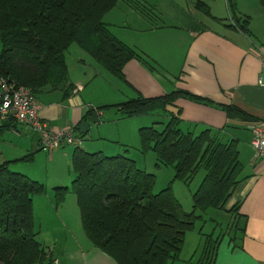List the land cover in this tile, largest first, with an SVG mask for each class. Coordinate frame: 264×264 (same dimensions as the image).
Listing matches in <instances>:
<instances>
[{
	"label": "trees",
	"instance_id": "1",
	"mask_svg": "<svg viewBox=\"0 0 264 264\" xmlns=\"http://www.w3.org/2000/svg\"><path fill=\"white\" fill-rule=\"evenodd\" d=\"M120 1L159 26L154 23L155 6L144 0H0V77L14 88L31 89L36 97L47 87L66 96L73 89L66 56L74 43L119 79H125L124 66L132 59L152 72L159 71L152 58L118 38L104 21ZM211 1L195 0L194 6L220 22L230 17L232 24L228 26L251 35L249 16L240 15L236 0H226L227 19L212 13ZM259 2L264 7V0ZM179 98L219 107L228 118L254 119L234 104H218L186 89L156 97L138 94L115 105L92 107L83 120L110 107H116L124 118L149 114L167 118L139 129L138 150L142 155L154 152L158 167L174 170L173 179L155 192L157 175L140 168L133 158L90 152L77 145L71 155L75 173L71 188H53L58 203L72 189L86 236L117 264H180L187 233L203 219L197 211L226 209L243 179L239 139L225 138L234 126L184 131L180 126L182 110L174 105ZM15 121H4L0 131L13 127ZM202 169L206 173L192 195L193 208L187 211L172 183L180 180L189 185ZM46 191L45 183L0 164V264H52L50 251L38 239L33 208L34 197ZM227 211L234 216L233 225L240 227L237 222L243 216L238 213L239 204ZM203 235L199 257L189 264L215 263L223 235Z\"/></svg>",
	"mask_w": 264,
	"mask_h": 264
},
{
	"label": "crops",
	"instance_id": "2",
	"mask_svg": "<svg viewBox=\"0 0 264 264\" xmlns=\"http://www.w3.org/2000/svg\"><path fill=\"white\" fill-rule=\"evenodd\" d=\"M194 2L195 0L193 5ZM215 3L216 0L211 1L212 13L214 11L217 18L227 19L229 11L226 0L224 8L221 0L220 9L216 7L219 4ZM236 3L240 15L249 16L251 35L228 26L231 23L228 19L220 22L207 15L218 27H211L207 19H198V23L189 27L154 26L146 17L123 2L120 6V13H124L122 20L118 21L114 17L113 20L106 18L104 21L111 30L118 27L114 34L152 58L159 71L152 72L138 60L132 59L124 66L125 79L118 78L119 82L108 76L104 67L94 63H89L93 69L76 74L72 71L70 60L82 66L83 62H90L92 55L72 44L66 57L69 83L73 84V89L66 96L61 90L46 89L41 93L43 96L39 95L37 99L41 106L39 114L51 127L72 128L76 135L82 136L80 146L84 145V138L89 136L84 149L95 148L93 151H103L110 155L125 154L136 160L137 165L138 158L144 156L138 150L139 129L148 124L147 118L144 115L124 118L116 107H110L94 112L97 113L99 122L92 123L90 116L83 120L90 108L115 105L138 94L156 97L176 89H186L218 104H234L252 116V120L228 118L219 107L185 98H179L174 103L182 110L180 126L183 130L197 131L207 126L223 128L229 124L234 127L226 132L225 138L239 139L238 149L244 165L243 179L230 197L226 210L238 203V213L243 217L237 222L240 227L236 228L239 230L236 235L235 230L233 234L222 236L214 264H264V157L254 160L250 129L252 122L264 121V85L258 83L261 76L264 79V73L257 51L258 48L264 51V7L259 0H236ZM194 9L195 12L198 11L195 6ZM100 75L105 77L107 85L112 86L111 89L118 98L105 95L104 98L100 97V101H96L86 94L89 88L93 92L97 91ZM78 86H82V89L76 92ZM112 108L117 111L106 117L104 113ZM83 121L90 124L86 133L79 128ZM13 124V127L0 131V164L6 163L9 168L15 167L14 170L27 173L21 169L22 166L36 159L38 152L43 149L37 134L18 121ZM232 129L239 132L244 130L250 134L243 136L244 144H241L242 138L239 135L231 132ZM66 146L52 153L48 152L51 162L61 157L68 160L71 158L72 150H62ZM29 154H32L31 158L26 157ZM140 168L149 170L148 167ZM36 197L33 199V208L36 229L39 230L38 239L59 264H117L113 258L95 247L84 234L77 200L75 209L66 205V197L58 206L51 196H47L42 211L39 205L42 200ZM41 220L46 222L45 226ZM241 227H245V230H240ZM189 233L182 251L185 264H189V260H195L201 242L199 237L197 247L190 257L183 256L189 239L191 242L195 241L194 234ZM199 233L202 235V230Z\"/></svg>",
	"mask_w": 264,
	"mask_h": 264
},
{
	"label": "rangeland",
	"instance_id": "3",
	"mask_svg": "<svg viewBox=\"0 0 264 264\" xmlns=\"http://www.w3.org/2000/svg\"><path fill=\"white\" fill-rule=\"evenodd\" d=\"M147 4L152 5L154 8V11L157 13V16L155 17L154 23L156 25L160 26H177V27H189V26H194L196 23H198V19H207L209 22V25L211 27H218V24L215 23V21L203 13L199 11H194V5L193 1L194 0H144ZM124 1H120L117 5L109 14L106 15L104 18H109L110 20L117 19L118 21H121L122 18L124 17V13H120L121 9L120 6L123 4ZM216 3L219 4V6H216L220 9V0H216ZM215 3V4H216ZM221 6L224 8L226 6L225 0H221ZM216 10H218L216 8ZM215 12L213 11V14ZM211 22V23H210ZM228 22H231V18L229 17ZM120 23V22H118ZM123 25L122 23H120ZM118 27L112 28V32L117 33ZM120 29V28H119ZM76 44V43H74ZM78 45V44H76ZM79 46V45H78ZM82 48V47H80ZM0 50H1V42H0ZM82 50H85L82 48ZM86 51V50H85ZM88 52V51H87ZM89 53V52H88ZM90 62H87L86 64L83 62L82 66H78V64H74L72 60H70V65L72 68V71L76 74H81L83 71L91 70L93 69L89 63H94L97 64V66H102L100 63L96 61L93 57H90ZM108 76L119 82V79L109 73L108 71H105ZM108 83L105 80L104 76H99V82L97 86V91L93 92V89L89 88L87 89L86 94L89 97H94L96 101H100V97H115L118 98L119 96L116 95L113 90L111 89V85H107ZM19 88V87H15ZM25 88V87H24ZM48 90H50L49 87H47ZM82 89V86H78L76 89V92ZM46 94V93H44ZM43 94H40V97H42ZM117 111L116 108L108 109L104 115L106 117H110L109 115L115 113ZM41 117V116H40ZM144 118H147V123L145 126L152 125L156 120H167V118L163 116H159L157 114H149V115H144ZM187 131V130H184ZM197 131H200V129H197ZM231 132L239 135L242 138L241 144H244L243 140L245 138L243 136H249L250 134L247 133L246 131L239 132L236 129H232ZM89 136H86L83 140L84 145H81V147L85 146V143L89 142ZM96 142V141H94ZM101 142V141H98ZM240 144V145H241ZM76 145L70 144L64 147L62 150H74ZM90 152H93V149L95 148H88ZM92 149V150H91ZM37 155V154H36ZM110 155V154H107ZM115 155V154H111ZM128 156V155H126ZM129 157V156H128ZM131 158V157H130ZM139 163L138 165L140 167H148V171H152L157 175V180L156 184L154 186V191L159 192L162 189L166 188L171 180L173 179L174 176V170L170 167L166 166H157V157L154 152H149L148 154L144 156H140L139 158ZM12 171H17V172H22L19 170H14L16 169L15 167H10ZM23 171L22 173H25L29 175L33 179H37L41 182H44L46 184L47 191L45 194L37 195L36 198H41L42 201H40L39 205L41 210H44L45 202L47 200V196H51L53 200L56 201L57 205L59 206L61 203L57 202L56 198V191L53 190V185L56 186H72L73 180L75 178V173L73 172L72 165H71V158L68 160L66 157H61V159H56L55 161L50 160V156L48 152H45L43 150H40L38 152V155L36 159L32 160L30 163H26L25 165L22 166L21 168ZM206 171L204 169L200 170V172L196 175L194 180L189 184H185L183 181L177 180L172 183L173 186V191L175 195L178 197L180 202H182L184 208L187 211L192 210L193 208V201H192V195L193 193L197 190L199 187ZM57 181V182H55ZM34 197V198H35ZM66 200L68 204L67 206H71L76 209V195L70 189V192L66 196ZM228 208V207H227ZM198 214L203 215V219H199L196 223V227L193 231H190L189 234H194L195 236V241L189 239V241L186 243L185 247L186 250L183 253V256L188 255L187 258L190 257V255L193 253V251L196 249V245L198 244V240L200 237V244L197 249L199 251L197 252V256L195 257V260L198 259L199 253L201 251L202 244L204 241L205 236L203 234H210L211 232L215 233V236L217 235H225L228 233H236L239 231L236 229V227L233 228V221H234V216L231 212L227 211L226 209H216V208H209L206 211H197ZM45 226V221L41 220ZM39 222V219H38ZM39 227V225H38ZM49 227V226H48ZM50 229V228H49ZM202 230L203 234L200 235V231ZM192 232V233H191ZM85 234V233H84ZM190 235V236H191ZM197 238V239H196ZM91 242V241H90ZM184 258V257H183ZM185 259V258H184ZM183 261L180 264H185Z\"/></svg>",
	"mask_w": 264,
	"mask_h": 264
},
{
	"label": "built area",
	"instance_id": "4",
	"mask_svg": "<svg viewBox=\"0 0 264 264\" xmlns=\"http://www.w3.org/2000/svg\"><path fill=\"white\" fill-rule=\"evenodd\" d=\"M257 51L264 73V51L261 48H258ZM258 83L264 85L262 76ZM40 108L39 100L31 89L14 88L0 77V127L7 119L15 118L38 135L41 148L49 153L62 146L82 143V138L76 135L72 128L51 127L47 121L40 117ZM250 129L254 160L260 159L264 157V121L252 122ZM52 264H59V261L53 258Z\"/></svg>",
	"mask_w": 264,
	"mask_h": 264
},
{
	"label": "water",
	"instance_id": "5",
	"mask_svg": "<svg viewBox=\"0 0 264 264\" xmlns=\"http://www.w3.org/2000/svg\"><path fill=\"white\" fill-rule=\"evenodd\" d=\"M90 122L92 123H98L99 122V118L97 113L92 114L89 117ZM79 128L81 131L86 132L88 129H90V124L87 121H83L80 123Z\"/></svg>",
	"mask_w": 264,
	"mask_h": 264
}]
</instances>
